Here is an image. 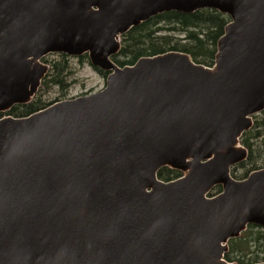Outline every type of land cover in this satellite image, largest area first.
Instances as JSON below:
<instances>
[{"label": "water", "instance_id": "obj_1", "mask_svg": "<svg viewBox=\"0 0 264 264\" xmlns=\"http://www.w3.org/2000/svg\"><path fill=\"white\" fill-rule=\"evenodd\" d=\"M203 10L229 18L213 67L112 61L133 28ZM50 55L106 84L0 119V264H237L229 242L264 230V169L231 176L264 112V0H0V114L32 102Z\"/></svg>", "mask_w": 264, "mask_h": 264}, {"label": "trees", "instance_id": "obj_2", "mask_svg": "<svg viewBox=\"0 0 264 264\" xmlns=\"http://www.w3.org/2000/svg\"><path fill=\"white\" fill-rule=\"evenodd\" d=\"M228 23V17L211 10L198 11L191 15L175 12L162 14L123 35L121 50L112 58V61L123 68L135 65L142 58L179 52L191 56L196 64L211 68L214 66L217 43L224 35ZM58 56L59 60L48 63L49 72L32 102L16 106L9 112L0 114V119L4 115L16 119L26 118L60 102L59 99L47 101L44 98L53 91L60 96H65L75 84V72L68 63L69 57ZM87 58V56L84 57L86 60ZM96 71L106 76L99 70L96 69ZM240 144L248 151V159L233 168L245 170L242 176L231 173V176L238 181L264 168H261L264 166V112L254 117L253 128L243 135ZM157 177L160 181L169 183L181 178L182 174L169 168H163L158 172ZM219 193H221V188L216 187L209 197H215ZM263 242L264 230L249 226L239 239L229 242V252L225 254L224 259L229 263L236 262L237 264L263 263L264 258L259 252ZM235 256H240V258L235 261Z\"/></svg>", "mask_w": 264, "mask_h": 264}, {"label": "rangeland", "instance_id": "obj_3", "mask_svg": "<svg viewBox=\"0 0 264 264\" xmlns=\"http://www.w3.org/2000/svg\"><path fill=\"white\" fill-rule=\"evenodd\" d=\"M84 57L85 56L80 58L69 57L68 63L75 72L74 75L75 84L72 86L70 91L65 96H60L55 91H53L49 94V96L44 98L45 100L56 101V99H59L60 102L66 100H72L75 98H80L98 93L105 88L106 76L96 71V69L90 65L89 59L87 58L86 60L84 59ZM59 59L60 57L58 55H50L44 58L41 62L45 65H48L50 68V65L48 63ZM5 117L7 116L4 115V118ZM253 122H254V118H253ZM262 167L264 166H261V168ZM244 172H245L244 169L236 168V169H232L231 173L232 175L242 176L244 175ZM259 252L262 253L263 256L262 258H264V242L261 245ZM234 258H235L234 260L237 261V258H240V256L238 257L235 256Z\"/></svg>", "mask_w": 264, "mask_h": 264}]
</instances>
